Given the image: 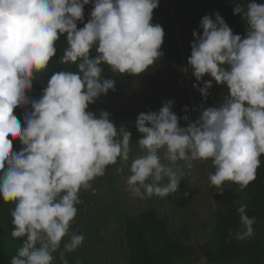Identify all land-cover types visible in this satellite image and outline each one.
<instances>
[{
  "label": "clouds",
  "instance_id": "1",
  "mask_svg": "<svg viewBox=\"0 0 264 264\" xmlns=\"http://www.w3.org/2000/svg\"><path fill=\"white\" fill-rule=\"evenodd\" d=\"M90 3L91 18L78 30ZM158 6L159 0H0V198L14 203L11 235L23 241L10 264H54L58 251L68 264L65 253L84 241L82 234L69 236L79 193L95 194L91 182L118 160L115 171L128 169L127 190L141 199L175 193L197 161H211L216 188L231 182L243 190L256 179L264 156V3L257 0L234 5L246 22L245 37L219 13L202 18V35L193 32L188 63L196 80L210 76L229 90L218 107H202L195 122L184 116L187 127H181L172 101L141 112L135 127L142 154L133 156L131 131L117 128L107 111L97 117L88 110L115 90V81L103 78L104 65L139 76L163 55L164 30L152 23ZM60 34L69 45L60 63L76 64L79 72L53 73L42 97L29 101L34 74L49 66ZM203 84L193 86L207 98L213 85ZM29 103L33 111L21 127L14 113ZM17 139L23 148L14 152ZM237 211L241 227L229 238L248 240L255 218L246 206Z\"/></svg>",
  "mask_w": 264,
  "mask_h": 264
},
{
  "label": "trees",
  "instance_id": "2",
  "mask_svg": "<svg viewBox=\"0 0 264 264\" xmlns=\"http://www.w3.org/2000/svg\"><path fill=\"white\" fill-rule=\"evenodd\" d=\"M249 0H175L173 11L167 8L166 0H159V6L153 12V24L162 26L165 36L161 47L163 55L150 67L139 75L113 73L104 65L102 73L104 79L115 81V90L101 96L90 104L88 110L99 115L102 111L110 114L115 126H125L132 130L141 112L149 110L158 112L168 101L173 102V112L180 118V124L185 122L184 116H190L195 110L199 117V110L208 107H218L229 94L226 85L217 84L210 76L203 81L212 82L207 98L203 97L198 87H203V81H197L188 63L191 55V45L195 38L193 32L200 35L202 18L215 14L220 16L232 29L234 34L242 38L247 34V25L241 16L234 14L235 3H247ZM264 3V0H257ZM94 3L84 6V19L77 22L78 30L84 27L91 16ZM56 55L49 62L47 69L34 74L33 87L26 92L29 101L39 100L43 90L47 87L51 75L58 71L78 73L76 64L60 63L66 49L69 47L67 35L60 34L55 44ZM97 55L95 47L90 57ZM198 85L194 87L193 85ZM187 107L188 111L184 109ZM33 111L31 103L21 106L14 113L24 127L26 112ZM13 151L19 152L23 148L21 141L13 140ZM261 165L257 169L256 179L247 188L241 190L239 201L235 205L218 210L213 220L210 233L208 261L210 263H228L241 258L244 246L235 239L229 238V232L240 230V219L237 209L246 206L249 218H255L254 226L264 223V156L260 157ZM14 203H5L0 198V264H10V260L17 254L22 240L14 239L11 232V210ZM127 240L130 251V264H183L188 260V249L173 238L168 231L167 221L161 219L156 210L147 211L127 220Z\"/></svg>",
  "mask_w": 264,
  "mask_h": 264
},
{
  "label": "rangeland",
  "instance_id": "3",
  "mask_svg": "<svg viewBox=\"0 0 264 264\" xmlns=\"http://www.w3.org/2000/svg\"><path fill=\"white\" fill-rule=\"evenodd\" d=\"M166 5L173 11L175 0H166ZM189 120H197L194 109ZM180 126L187 127V123ZM129 131L132 155L142 154L136 146L141 134L136 128ZM117 167L119 160L116 165L108 166L103 177L91 182L95 194L84 189L79 193L81 203L76 206L77 217L70 225L69 236L76 232L84 236V241L76 251L65 253L68 264H130L127 220L150 210H156L159 217L167 221L170 235L188 249V260L183 264H264V223L254 226L253 237L239 241L245 251L241 258L228 263L208 261L215 214L223 207L235 205L240 197L237 184L226 182L220 188L211 185L209 175L215 172L211 161L194 162L193 169H185V180L178 190L163 198L133 196L125 183L130 175L128 169L117 173ZM60 250H63V242ZM54 256V264H61L59 251Z\"/></svg>",
  "mask_w": 264,
  "mask_h": 264
}]
</instances>
